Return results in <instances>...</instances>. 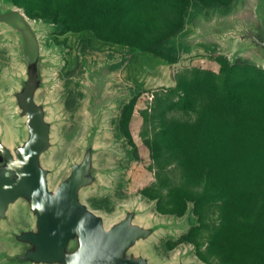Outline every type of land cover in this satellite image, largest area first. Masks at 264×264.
I'll return each mask as SVG.
<instances>
[{"label":"rangeland","instance_id":"obj_1","mask_svg":"<svg viewBox=\"0 0 264 264\" xmlns=\"http://www.w3.org/2000/svg\"><path fill=\"white\" fill-rule=\"evenodd\" d=\"M119 1L112 15L108 0H0V143L13 152L28 138L20 36L34 46L21 15L39 47L34 102L50 126L49 189L90 151L93 183L79 199L106 229L132 213L153 231L135 256L206 264L197 253L209 257L224 203L240 223L264 225V76L247 84L232 70L264 73L245 37L264 32V0H134L124 16ZM34 221L24 201L9 207L0 264H26L14 259L24 248L13 234Z\"/></svg>","mask_w":264,"mask_h":264},{"label":"water","instance_id":"obj_2","mask_svg":"<svg viewBox=\"0 0 264 264\" xmlns=\"http://www.w3.org/2000/svg\"><path fill=\"white\" fill-rule=\"evenodd\" d=\"M20 17L34 46L32 54L19 35L27 78L18 100L28 138L13 152L0 143V219L6 217L11 205L22 200L35 221L32 229L13 234L15 243L24 248L14 259L26 264H149L131 250L137 242L148 239L152 229L134 225L132 213L106 229L103 219L81 203L80 190L93 183L90 151L79 164L71 166L66 179L54 190L49 189V172L42 167L41 157L50 147V126L42 107L34 102L40 85L39 47L26 19ZM245 37L264 60V32H248ZM72 242L75 249L69 251Z\"/></svg>","mask_w":264,"mask_h":264},{"label":"trees","instance_id":"obj_3","mask_svg":"<svg viewBox=\"0 0 264 264\" xmlns=\"http://www.w3.org/2000/svg\"><path fill=\"white\" fill-rule=\"evenodd\" d=\"M126 1L134 0L119 1L122 4V16L129 13L126 9ZM105 8L107 14L110 12L114 15V12L118 11V0H108ZM26 13L30 14L27 10ZM237 69H240L239 72ZM232 70L237 71L235 79L241 77L244 78V82L248 81L250 84L257 82L259 75L264 76V73L253 65L236 64ZM174 138L178 140L176 136ZM262 198L264 194L260 197ZM199 203V200L195 201V212L199 210ZM223 205L224 213L222 212L223 215L219 218V225L213 228L214 232L209 237L210 243L206 249L207 255L213 258L204 257L200 252L197 253L198 258L206 264H264V244H256L254 239L264 235V225L248 224L251 221L249 216L242 219L247 224H242L238 218L239 215L233 212L232 207L235 208V204H229L228 201ZM224 240H226L225 243Z\"/></svg>","mask_w":264,"mask_h":264}]
</instances>
